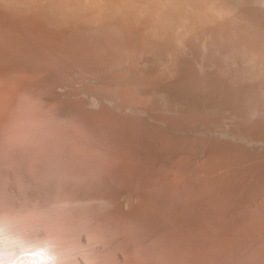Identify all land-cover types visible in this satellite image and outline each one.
<instances>
[{
	"label": "bare ground",
	"instance_id": "6f19581e",
	"mask_svg": "<svg viewBox=\"0 0 264 264\" xmlns=\"http://www.w3.org/2000/svg\"><path fill=\"white\" fill-rule=\"evenodd\" d=\"M228 27L264 52V0H0V264H264V96L196 78Z\"/></svg>",
	"mask_w": 264,
	"mask_h": 264
},
{
	"label": "water",
	"instance_id": "95a60500",
	"mask_svg": "<svg viewBox=\"0 0 264 264\" xmlns=\"http://www.w3.org/2000/svg\"><path fill=\"white\" fill-rule=\"evenodd\" d=\"M28 16L32 17V15ZM31 21L35 22L32 19ZM35 23L38 24V22ZM232 44L230 42L227 46L228 50L222 54L215 53L213 47L206 48L205 52L199 58V60L201 59V66L195 68L199 72L206 71L205 74L200 73L196 78L211 77L219 82L229 80L234 86L237 85V87L249 85L253 91H256L255 100L257 101L259 92H264V88H262L264 86V55L260 56V54H257L254 56L255 58H250L248 57L250 56L249 53H247L246 58H249L250 62L248 64H238L236 63V59L233 61L229 58V54L233 56L231 50L234 49V45ZM216 76H222L223 79H216ZM262 138H264V132L260 139ZM236 145V148L233 147L236 152H240V150L243 152L246 148V144L237 143ZM247 152L251 155L255 154L257 158V163L250 166L249 174L254 177L264 176V142L253 141L252 146H249Z\"/></svg>",
	"mask_w": 264,
	"mask_h": 264
},
{
	"label": "rangeland",
	"instance_id": "374dc122",
	"mask_svg": "<svg viewBox=\"0 0 264 264\" xmlns=\"http://www.w3.org/2000/svg\"><path fill=\"white\" fill-rule=\"evenodd\" d=\"M230 1H232V0H230ZM240 1H242V0H240ZM105 4H106V3H105ZM105 4H103V5H105ZM229 27H231V25H230ZM229 27H228V29H229ZM234 28H235V27H234ZM234 28H232L233 30H231V28L229 29V30H230V31H229L230 34H233V33H234V34L231 35V39L228 38V39H226V40H228L227 42H232V41L234 42V41H235V43H237V42H238V44L241 43V44L238 46V44H235V43L232 42V43H233L232 45L235 44V45H236V48L239 47V48H237V51H235V49H232V50H231V52H234V51H235L234 53H237V54H238L239 57L237 56V54H236V57H238V59L241 61V62H240V61L237 59L238 64H246V63L249 62V60H250L249 58H248V60H245V59H247L245 54H246L249 50H251V51H249L250 53H252V54H254V55L256 56V55H257L256 52H258V50L261 49V51H259L260 53H259V52H258V53H259V54L262 53L261 55H264V52H263V50H262V46H258V45H257V47H254V45H255V44H254V41H253V40H252L253 42L250 41L251 37L249 36V34H248V32H247L246 30H244V29L242 28V29H243L242 31H241V29H239V30L241 31V32H240L239 30L235 31L236 28H235V29H234ZM215 29H218V28H217V27H216V28L214 27V31H215ZM228 29H226L227 31L225 30L226 33H225V32H223V33H225V34L228 35V33H229V32H228ZM218 30H219V29H218ZM218 30H217V32H216L217 34H218V32H219ZM238 31H239V33H237ZM227 32H228V33H227ZM246 32H247V34H246ZM223 33H220V34L223 35ZM225 34H224V37L226 36ZM230 34H229V37H230ZM235 34H236V35H235ZM239 34H240V35H239ZM234 35H235V36H234ZM239 38H240V39H239ZM241 38H242V39H241ZM234 39H235V40H234ZM236 40H237V42H236ZM239 41H240V43H239ZM248 41H250V42L247 44L248 46H245L246 43H247ZM251 42H252V43H251ZM250 43H251V45H250ZM244 44H245V45H244ZM240 46L244 47V48H243L244 50L241 49L242 47L240 48ZM249 46H250V48H249ZM255 46H256V45H255ZM246 47H247V48H246ZM252 47L256 48L255 50H257V51L255 52L254 48H252ZM259 47H261V48H259ZM224 48H225V47H224ZM226 48H227V45H226ZM226 48L224 49L225 52L228 50V48H227V49H226ZM239 49H241V51H243L244 53H242ZM245 49H247V50H245ZM253 50H254V51H253ZM238 51H239V53H238ZM214 52H215V51H214ZM221 52H223L222 49L220 50V53H219V54H222ZM215 53H216V52H215ZM223 53H224V52H223ZM234 53H232L233 56L235 55ZM240 54L245 55V56H244L245 59L242 57V55L240 56ZM252 54H251V55H252ZM168 55H169V56H167V57H165V58L163 57V58L161 59V60L164 59L163 61L160 60V64H158V66H159V65L162 66V65H164V64H165V65H166V64H169V63L172 62V61H173V63H174V61H175V62L179 61V58H180V57H179V55H178L177 53H176V57H177V58L175 57L174 54L172 55V54L168 53ZM177 55H178V56H177ZM249 55H250V54H249ZM251 55H250V56H251ZM254 55H252V58H255ZM261 55H260V56H261ZM229 56H231V54H229ZM156 57H158V54H156ZM168 57H171V58L168 59V61H167L166 59H167ZM172 57H173V58H172ZM234 57H235V56H234ZM234 57L231 56V57H229V58H230V59L233 58V59H231V60L234 61ZM236 57H235V59H236ZM250 58H251V57H250ZM173 59H174V60H173ZM175 59H176V60H175ZM198 59H199V58H198ZM126 61H127V62H126V65H129V64H130V63H129L130 61H129V62H128V60H126ZM169 61H170V62H169ZM200 61H201V59L198 60V64H199V65H200ZM237 61H236V63H237ZM242 61H243L244 63H243ZM152 62H153V59L148 63L147 66H151L152 64H154V63H155V60H154L153 63H152ZM162 62H163V63H162ZM239 62H240V63H239ZM128 63H129V64H128ZM140 63H141V62H140ZM143 64H144V66L146 67V64H145V63H143ZM161 64H162V65H161ZM198 64H197V66H198ZM200 66H201V65H200ZM229 66H231V65H229ZM201 73H204V74H205V71H204V72L201 71ZM219 77H220V79H219ZM219 77L216 76V79H219V80H222V79H223L222 76H219ZM210 78H211V77H209V79H208V77H207V78H203L204 84L206 85V87H208L207 90H209V93H215V92H216L215 90H217V91L220 92V91L222 90L223 87H224V89H223L224 91H225V90H226V91H227V90H230L231 88H232V89L234 88V90H235L236 88H238V90H243V91H245L246 88H247V89L250 88V87H248V86H242V87H244L245 89H243V88H241V87H236L237 85L234 86L231 82H229V80H224V81H221V82H218V83H217V80H215V79H213V78L210 79ZM212 80H213V81H212ZM209 81H210L211 83H210ZM225 81H226L227 84H228V82H229L230 85L228 84V85H229V86H228L226 83H224ZM206 82H207V83H206ZM212 83H214V84H212ZM222 83H223V84H222ZM210 84H211V85H210ZM224 84H226L227 86L224 85ZM213 85H214V87H213ZM223 85H224V86H223ZM220 86H222V87H220ZM212 87H213V88H212ZM263 87H264V86H263ZM263 87H262V88H263ZM220 88H221V89H220ZM225 88H227V89H225ZM218 89H219V90H218ZM223 90H222L221 92H223ZM212 91H214V92H212ZM230 91H231V90H230ZM246 91H247V90H246ZM195 92H196L197 94H202V95L206 94V93L203 92V91L200 92V90H195ZM199 92H200V93H199ZM203 93H204V94H203ZM236 93L240 94L238 91H236ZM255 93H256V92H255ZM255 93H254V94H255ZM262 94H263V96H264V92H262ZM232 95H233V94H232ZM252 95H253V94H250V95L248 94V96H252ZM259 95H260L259 97H261V92H260ZM236 96H237L238 98H240V96H238L237 94H234L233 97H236ZM237 97H236V99H238Z\"/></svg>",
	"mask_w": 264,
	"mask_h": 264
}]
</instances>
